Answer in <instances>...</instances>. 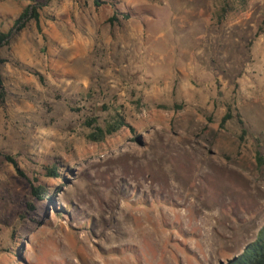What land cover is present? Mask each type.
<instances>
[{"label": "rangeland", "instance_id": "obj_1", "mask_svg": "<svg viewBox=\"0 0 264 264\" xmlns=\"http://www.w3.org/2000/svg\"><path fill=\"white\" fill-rule=\"evenodd\" d=\"M102 1L0 47V264L226 263L264 225V0Z\"/></svg>", "mask_w": 264, "mask_h": 264}, {"label": "trees", "instance_id": "obj_2", "mask_svg": "<svg viewBox=\"0 0 264 264\" xmlns=\"http://www.w3.org/2000/svg\"><path fill=\"white\" fill-rule=\"evenodd\" d=\"M28 1L29 5L24 9V11L21 13L19 18L15 20L14 27L9 32H1L0 31V47L4 45L8 39L10 38L12 32L16 30H21L25 27V24L29 22L30 20H35L36 23H39L40 20V12H39V6L41 5L38 0H24ZM96 7L106 4L105 1L102 0H93ZM127 17V15H126ZM118 20V16L114 15L111 18H109L110 22H114ZM259 32H257L258 34ZM1 78H0V85H1ZM232 118V115L230 111L222 118L221 125L224 126V124ZM241 124H243L242 121H240ZM126 126L125 122L123 120H117L114 122L109 123L106 128L100 129V133L102 134L101 138H95V141H99L103 139V135H112L116 132H118L122 127ZM246 130L243 128V133H245ZM260 164L264 163V158H261L259 156L257 158ZM51 175L53 177H59L60 174L57 172L56 167H53L51 172ZM32 193L35 195L39 194H46V190L41 187H33ZM223 264H264V225L259 229L256 237L247 243L242 251L236 255H234L232 258L228 259L226 263Z\"/></svg>", "mask_w": 264, "mask_h": 264}, {"label": "water", "instance_id": "obj_3", "mask_svg": "<svg viewBox=\"0 0 264 264\" xmlns=\"http://www.w3.org/2000/svg\"><path fill=\"white\" fill-rule=\"evenodd\" d=\"M221 264H223V263H221Z\"/></svg>", "mask_w": 264, "mask_h": 264}]
</instances>
